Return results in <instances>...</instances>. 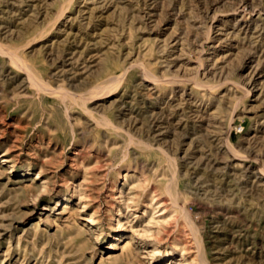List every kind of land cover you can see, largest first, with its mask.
Returning <instances> with one entry per match:
<instances>
[{"label":"rangeland","instance_id":"1","mask_svg":"<svg viewBox=\"0 0 264 264\" xmlns=\"http://www.w3.org/2000/svg\"><path fill=\"white\" fill-rule=\"evenodd\" d=\"M0 264H264V0H0Z\"/></svg>","mask_w":264,"mask_h":264},{"label":"bare ground","instance_id":"2","mask_svg":"<svg viewBox=\"0 0 264 264\" xmlns=\"http://www.w3.org/2000/svg\"><path fill=\"white\" fill-rule=\"evenodd\" d=\"M242 3V2H241ZM244 3V2H243ZM157 7V6H156ZM150 8H151V10H150V12H149V16H154L155 15V6H150ZM159 14V13H158ZM172 15V14H171ZM147 16V15H146ZM173 16V15H172ZM175 34V33H174ZM177 36H175L173 39H175ZM220 39V38H219ZM255 74V73H254ZM195 158V157H194ZM193 161V160H192ZM201 162V161H200ZM199 162V163H200ZM246 170V169H245ZM245 173H247L248 172V170H246V171H244ZM257 173V172H256ZM259 178V177H258ZM262 179V178H261ZM261 183V182H260Z\"/></svg>","mask_w":264,"mask_h":264}]
</instances>
